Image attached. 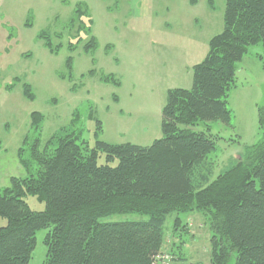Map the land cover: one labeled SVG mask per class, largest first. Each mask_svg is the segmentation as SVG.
Masks as SVG:
<instances>
[{
    "label": "trees",
    "instance_id": "obj_1",
    "mask_svg": "<svg viewBox=\"0 0 264 264\" xmlns=\"http://www.w3.org/2000/svg\"><path fill=\"white\" fill-rule=\"evenodd\" d=\"M88 11L85 3L75 4L69 25L77 22L78 33L91 34L82 21ZM222 22L203 60L191 68V87L167 89L161 136L151 144H111L96 138L90 147L79 135L60 129L44 150L36 142L30 163L20 157L27 176L11 177L10 185L0 189V216L6 219L0 226V264H29L38 230H46L44 264H158L161 256L169 264H198L177 252L188 227L179 215L189 212L208 221L210 264H227L232 253L233 264H264V134L212 178L209 156L216 138L209 128L194 129L198 122L229 124L227 98L236 64L250 46L264 45V0H225ZM38 38L51 53L62 46L45 32ZM80 43L78 38L67 48L74 51ZM96 46L90 35L82 49L88 53ZM66 64L70 73L71 56ZM99 79L118 84L111 74ZM22 94L34 99L27 83ZM34 115L32 125L37 126L42 115ZM258 122L262 130L264 108L258 111ZM100 153L104 164L97 163ZM27 195L37 196L44 209L31 210ZM125 213L147 218L100 221ZM172 214L171 236L177 242L166 251L164 224Z\"/></svg>",
    "mask_w": 264,
    "mask_h": 264
},
{
    "label": "rangeland",
    "instance_id": "obj_2",
    "mask_svg": "<svg viewBox=\"0 0 264 264\" xmlns=\"http://www.w3.org/2000/svg\"><path fill=\"white\" fill-rule=\"evenodd\" d=\"M78 2L87 5L89 17L82 21L91 34L78 33L77 22L70 26ZM224 4L225 0H0V189L10 185L11 177L27 176L20 157L30 163L36 142L44 150L60 129L79 135L90 147L96 138L138 145L159 138L166 91L191 87L192 66L203 60L209 39L222 30ZM40 32L50 34L54 44L62 43L55 54L43 46ZM90 35L97 46L86 53L82 46ZM78 38L81 43L69 51L67 43ZM109 74L117 85L100 81L101 75ZM23 83L32 87L33 100L23 96ZM228 94L229 124L211 121L194 126L209 128L216 138L209 156L212 178L235 164L264 134L258 122V111L264 108L262 43L250 46L237 62ZM36 113L42 115L37 126L31 120ZM105 162L100 153L97 163ZM24 200L33 211L44 209L37 196ZM179 216L188 227L177 252L190 262L210 264L206 217L196 212ZM174 217L167 216L164 224L166 251L176 241L171 236ZM146 218L125 213L100 221ZM5 224L0 216V226ZM45 234L46 230L36 232L29 264H44ZM234 255L227 264H233Z\"/></svg>",
    "mask_w": 264,
    "mask_h": 264
},
{
    "label": "built area",
    "instance_id": "obj_3",
    "mask_svg": "<svg viewBox=\"0 0 264 264\" xmlns=\"http://www.w3.org/2000/svg\"><path fill=\"white\" fill-rule=\"evenodd\" d=\"M158 264H169V259L167 256H161L157 258Z\"/></svg>",
    "mask_w": 264,
    "mask_h": 264
}]
</instances>
